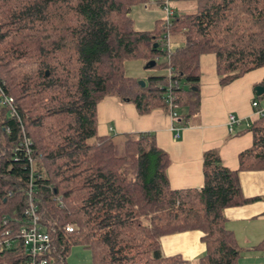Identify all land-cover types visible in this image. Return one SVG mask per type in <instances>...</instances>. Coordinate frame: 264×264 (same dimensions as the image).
<instances>
[{"label": "trees", "instance_id": "16d2710c", "mask_svg": "<svg viewBox=\"0 0 264 264\" xmlns=\"http://www.w3.org/2000/svg\"><path fill=\"white\" fill-rule=\"evenodd\" d=\"M191 1L194 13L137 31L129 12L148 0H0V243L11 231L0 264L26 262L16 230L29 190L51 238L49 264H67L74 247L91 264H185L163 256L160 240L188 231L205 246L196 264H236L223 212L256 200L244 198L239 173L264 170V115L243 130L252 144L237 170L217 151L203 154L200 189L170 188V159L154 136L97 132V105L108 97L140 116L174 112L186 127L199 112L202 55H214L221 87L264 67V0ZM131 61L167 73L140 87L125 75Z\"/></svg>", "mask_w": 264, "mask_h": 264}, {"label": "crops", "instance_id": "0c3cea01", "mask_svg": "<svg viewBox=\"0 0 264 264\" xmlns=\"http://www.w3.org/2000/svg\"><path fill=\"white\" fill-rule=\"evenodd\" d=\"M172 45H179V41ZM199 70V112L186 127L172 120L163 109L140 116L132 104L115 97L105 98L97 105L100 136L132 133L154 136L157 146L170 159L167 177L172 190L203 186L202 158L206 151H217L224 167L237 170L238 155L252 144L251 133L243 132L254 117L252 102L256 101L264 112V93L258 97L254 92L255 87H264V67L225 87L218 83L214 55H202ZM229 116L237 121L232 130ZM239 132L243 133L236 135ZM239 180L244 198L256 200L225 209V228L233 234L240 251L236 264H264V246H259L264 240V170L240 172ZM201 238L199 231L162 237L161 253L165 257L180 256L185 264H196L205 252Z\"/></svg>", "mask_w": 264, "mask_h": 264}, {"label": "built area", "instance_id": "2783aa9c", "mask_svg": "<svg viewBox=\"0 0 264 264\" xmlns=\"http://www.w3.org/2000/svg\"><path fill=\"white\" fill-rule=\"evenodd\" d=\"M154 0H148L147 4H144L146 7L149 3H152ZM163 9L167 13V19L173 15V12L168 9L169 0H163ZM170 48V44H167ZM165 47V45H163ZM7 105L11 106L12 100L5 99ZM168 104L171 106V98L168 97L166 100ZM173 109H176L177 106H171ZM252 107L254 108V115L259 117L264 115V112L258 108V104L256 101L252 102ZM172 120H176V113H172ZM237 122L233 116H229V126L230 130H232L233 124ZM175 130V129H173ZM176 137H178L177 130ZM32 184L30 182L29 187L31 188ZM29 188V189H30ZM3 224H6V221H3ZM65 231L68 233L73 232V228L71 226H67ZM11 234V231H5L2 236L5 237L3 241L0 243V248H10V241L8 236ZM16 238L21 243L20 245L23 247L25 254L27 256L25 264H49L48 259L46 258L47 253L51 248V238L50 235L45 231L44 227L41 224L40 215L38 214L37 207L34 204V199L32 197L31 190H29L27 194V207L23 211L21 220L17 223L16 230Z\"/></svg>", "mask_w": 264, "mask_h": 264}, {"label": "rangeland", "instance_id": "374dc122", "mask_svg": "<svg viewBox=\"0 0 264 264\" xmlns=\"http://www.w3.org/2000/svg\"><path fill=\"white\" fill-rule=\"evenodd\" d=\"M163 0H154L146 7L144 4L135 5L131 8L129 16L132 19L134 29L137 31H152L155 29L156 21L167 19V13L159 5ZM168 9L173 14H192L196 7L191 0H169ZM181 44V39H179ZM172 42V41H171ZM174 48V46H170ZM165 61L160 57L158 64ZM150 61H131L125 64V75L135 79L137 82H146L149 77L167 73L157 67H147ZM48 74V73H47ZM67 264H90V252L79 247H74L66 260Z\"/></svg>", "mask_w": 264, "mask_h": 264}, {"label": "water", "instance_id": "95a60500", "mask_svg": "<svg viewBox=\"0 0 264 264\" xmlns=\"http://www.w3.org/2000/svg\"><path fill=\"white\" fill-rule=\"evenodd\" d=\"M153 48L157 49V44L153 45ZM156 61H150L147 65V67H154L155 66ZM45 75H47V72L45 73ZM140 87H144L145 83L144 82H138ZM255 92V96H261L264 93V87L262 86H257L254 89Z\"/></svg>", "mask_w": 264, "mask_h": 264}]
</instances>
